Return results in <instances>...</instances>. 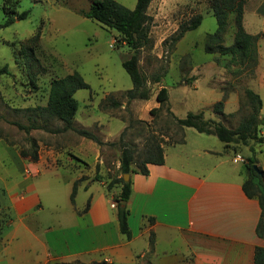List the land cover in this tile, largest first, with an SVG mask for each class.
I'll list each match as a JSON object with an SVG mask.
<instances>
[{
    "label": "crops",
    "instance_id": "crops-1",
    "mask_svg": "<svg viewBox=\"0 0 264 264\" xmlns=\"http://www.w3.org/2000/svg\"><path fill=\"white\" fill-rule=\"evenodd\" d=\"M242 24L248 34L264 35V0L246 2ZM263 59L257 43L258 63L245 88L258 95L264 91ZM230 92L234 95L226 94L222 116L239 109L238 93ZM222 96L204 105L212 108ZM93 123L102 126L99 120ZM73 125L86 129L75 117ZM189 129H182V142L160 144L163 164L147 165V175L129 176V240L119 232L116 208L110 207L120 187L107 188L110 167L96 143L67 131L61 133L65 144L59 149L37 143L36 161L5 146L16 167L0 170V203L6 213L0 264H253L255 247L264 248L255 233L261 209L242 190L246 173L235 159L240 156L236 145L210 151L193 142L185 151L191 144ZM260 135L264 137V125ZM259 145L253 146L256 162L264 154ZM118 167L117 158L114 169Z\"/></svg>",
    "mask_w": 264,
    "mask_h": 264
},
{
    "label": "rangeland",
    "instance_id": "rangeland-1",
    "mask_svg": "<svg viewBox=\"0 0 264 264\" xmlns=\"http://www.w3.org/2000/svg\"><path fill=\"white\" fill-rule=\"evenodd\" d=\"M91 1L0 0V25L8 17L27 12L24 19L0 27V70L6 65L8 72L0 74V170L9 168L15 171L16 167L14 155L8 153L5 146L19 153L20 150L28 149L29 137L43 146L57 149L65 144L60 139L61 133L52 134L35 129L27 134L18 125L28 126L31 123L27 118L33 115L25 112L26 108L45 105L51 79L72 72H77L88 85V88L74 93L78 104L75 120L104 144L117 142L120 133L127 127L123 142L132 148L136 162L142 158L147 136L152 135L160 143L167 144L179 142L183 138L172 116L184 118L188 112H202L205 119L218 118L226 127L235 128L247 115L243 88L251 77L250 66L232 62L229 56L204 52L205 35L216 29L208 0H153L148 6L147 14L152 19L148 33L150 46H144L138 51V70L145 81L148 99L129 102L125 92L131 89L132 83L121 63L132 52L114 30L82 16ZM115 1L130 10L136 3V0ZM196 14L202 15L200 25L173 43L171 38L178 25ZM231 19L232 15L229 17V25L232 24ZM37 31L40 36L34 54L38 62L28 68L19 53L20 45ZM258 36L256 45L258 43L259 48H262L264 57V35ZM111 43L112 48L109 47ZM223 44L232 45L231 29L227 28ZM262 68L264 76V62ZM155 77H159V82H153ZM161 87L167 89L168 99L159 105L155 96ZM253 89L258 90L256 84H253ZM230 91H236L240 97L239 109L232 115L215 114L212 108L217 102L212 108L204 105V102L213 101L222 93L223 100L228 92V96L234 95ZM258 91L264 110V91ZM113 101L118 105H113ZM227 107V111L232 109ZM85 114L88 116L85 117ZM95 120H99L102 126L93 123ZM41 123L40 119L35 121V124ZM46 124L48 129L62 126L57 120H49ZM187 137L191 144L183 148L185 151L194 146L193 142L210 151L223 147L215 136L198 134L193 129H189ZM256 144L251 142L246 146H235L243 163L250 156L249 145ZM99 148L103 161L110 167L107 175L112 179L118 178L119 169H114L119 157L118 147L101 145ZM257 148L264 151V143ZM263 164L264 154L257 159L256 166L261 168ZM112 203L116 206L115 198ZM5 217L6 213L0 203V226Z\"/></svg>",
    "mask_w": 264,
    "mask_h": 264
},
{
    "label": "trees",
    "instance_id": "trees-1",
    "mask_svg": "<svg viewBox=\"0 0 264 264\" xmlns=\"http://www.w3.org/2000/svg\"><path fill=\"white\" fill-rule=\"evenodd\" d=\"M58 1V0H56ZM152 0H136L132 10L119 5L115 0H92L86 11L82 12V16L102 26L114 30L119 39L126 44L131 50L130 56L125 59L121 65L128 74L132 87L125 92L127 101L134 99H148V91L145 89V81L138 70V51L144 46H150V38L148 36L151 17L147 14L148 6ZM247 0H208L210 11L215 18L216 29L212 33L205 35L204 52L219 53L222 56H229L230 61L236 62L241 66H250L249 74H253L254 68L257 65V45L258 35L248 34L242 24L243 7ZM232 15L229 25V17ZM27 16V12H21L15 17H8L0 27H6L14 20H21ZM202 21V15L196 14L189 20L181 22L178 25L177 31L171 40L173 43L179 41L186 32L196 29ZM229 26V27H228ZM228 29L232 30V45L225 46L223 44L224 35ZM40 32L37 31L32 37L27 39L20 45L19 53L24 63L28 68L37 63L38 60L34 54V48L37 46ZM8 73L6 65L0 70V74ZM154 83L159 82V77L153 79ZM88 85L83 78L77 73L72 72L63 77H57L50 80L47 100L44 106H36L26 108L24 111L31 113L33 116H28L31 121L28 126L18 125L25 133L30 130L42 129L52 134L64 133L67 131L73 132L77 136L84 137L96 143L98 146L109 145L119 149V173L118 178H113L107 184V188H111L114 184L119 185L120 190L115 198L116 202V218L119 232L129 240L131 233L128 227L129 209L126 202L131 193V179L124 181L122 175L139 173L147 175V165H161L164 162L162 148L160 142L152 135L145 138L143 145L141 160L134 161L133 150L123 142V135L127 127H125L119 135L117 142L104 144L96 135L89 130L76 128L73 125L74 117L78 108L74 93L80 89H86ZM243 96L247 103L248 113L243 117L235 128H229L219 121L205 119L202 112H188L184 118L172 116V120L181 131L184 127L194 129L196 132L204 135H213L225 146L234 144H242L246 146L248 143H264L260 135V129L264 125V112L260 114L262 103L258 94L248 88H243ZM156 101L159 105L165 103L168 99V91L165 87H161L156 96ZM113 105H118L117 102H112ZM223 99L214 104L212 110L217 115H222ZM151 113V111H150ZM232 115V114H230ZM37 119L41 120V124H35ZM57 120L62 123L61 127L54 129L47 128V121ZM183 138L179 142H182ZM28 149L20 150L19 155L30 161H36L38 158V146L33 138H28ZM251 156L246 158V163H243L246 177L242 183V190L246 197L256 198L258 200L261 213L256 225V236L264 240V172L257 167L256 159L252 155L254 148L249 145ZM77 181L73 183L70 199L76 192ZM125 201V204H121ZM153 239L150 235V248ZM93 264H108L104 261ZM253 264H264V248L255 247L253 255Z\"/></svg>",
    "mask_w": 264,
    "mask_h": 264
},
{
    "label": "built area",
    "instance_id": "built-area-1",
    "mask_svg": "<svg viewBox=\"0 0 264 264\" xmlns=\"http://www.w3.org/2000/svg\"><path fill=\"white\" fill-rule=\"evenodd\" d=\"M109 47L112 48V47H113V44L111 43V44L109 45ZM235 159H236L237 161H239V162H242V161H243L242 158H241L240 156H238V155L235 157ZM110 207H111V208H115L116 206H115L113 203H111V204H110Z\"/></svg>",
    "mask_w": 264,
    "mask_h": 264
},
{
    "label": "water",
    "instance_id": "water-1",
    "mask_svg": "<svg viewBox=\"0 0 264 264\" xmlns=\"http://www.w3.org/2000/svg\"><path fill=\"white\" fill-rule=\"evenodd\" d=\"M253 168L256 170L257 169V166L254 165ZM128 177L129 176L127 174L122 175V178H123L124 181H127L128 180ZM121 204H125V201H121Z\"/></svg>",
    "mask_w": 264,
    "mask_h": 264
}]
</instances>
